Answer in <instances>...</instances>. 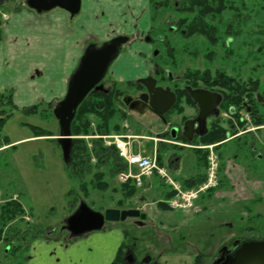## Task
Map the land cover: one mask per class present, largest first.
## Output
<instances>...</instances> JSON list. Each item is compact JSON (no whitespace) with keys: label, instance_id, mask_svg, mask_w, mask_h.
Returning <instances> with one entry per match:
<instances>
[{"label":"rangeland","instance_id":"1","mask_svg":"<svg viewBox=\"0 0 264 264\" xmlns=\"http://www.w3.org/2000/svg\"><path fill=\"white\" fill-rule=\"evenodd\" d=\"M15 1L12 4H16ZM20 1L25 4V0ZM119 1L122 6L111 10L112 20L122 22L129 30V33L125 30L123 33L137 40L133 28H130L135 20L134 0ZM10 3L7 0L0 8V29L4 24L1 13L8 12ZM246 7L249 14L239 27L243 33L235 39L231 57L225 58L222 43L211 48L213 57L206 59V53L211 49L197 37L193 43L176 52L174 63L177 68L188 76H199L200 72L209 69H222L242 80L251 76L253 81L259 82L254 95H260V83L264 77V3L262 0H249ZM224 17L229 20V14H224ZM135 46L137 44L132 46L131 53L139 50ZM129 50L130 46L123 47L120 57ZM246 56L250 57L249 60L245 59ZM150 58L153 64H160L151 54ZM133 60L140 66L134 75L122 73V61L117 59L105 77V82H116L120 96L127 93L124 91L127 82L145 77L152 68L148 60L135 56ZM21 84L22 80H19L14 89L20 90ZM10 85L12 81L5 80L1 86L5 90ZM52 109L53 106L46 104L38 106L36 114H26L14 106L6 109L8 118L1 138L7 137L11 143L21 142L6 145L0 140V264H111L123 244L129 254L134 253L138 262L146 256L145 264H194L196 256H200L201 264H213L218 251L230 248L235 240L250 236L264 239V148L260 122L248 123L247 129L253 138L247 145L250 147L252 144L256 154H263L262 159H257L255 154H248L247 158L243 156L240 150L245 147L238 148L245 142L243 139L222 145L215 153L219 154V173L216 174L219 187L201 196L193 203V208L165 212L160 209V204L173 193L170 188L152 178L149 181L151 185L146 183L143 189L124 190L115 173L110 171V162L97 160L91 150L93 142H99L103 147L100 135L139 137L133 138L134 143H140L142 149L151 155L155 144L152 139L167 140L166 126L161 125L149 111L138 113L119 105L120 121L115 123L120 131L98 134L95 132L97 121L89 116V134L74 136L73 140L84 142L88 159L85 158L84 163L72 172L66 168L61 148L54 141L59 136V129ZM239 116L244 117V112ZM226 120L220 125L228 132ZM29 126L48 131L52 138L26 140L33 136ZM156 144V152L163 165L177 156L170 145L158 141ZM138 148L139 145L135 144V152ZM178 152L180 166L169 174L181 182L193 172V156L188 150ZM99 174L106 184L104 190L95 186ZM81 201L97 213H104L107 209L138 208L146 219L142 226H137L134 219L107 222L101 231L70 239L61 227ZM9 202L18 203L21 210L16 211L18 216H6L5 220L2 212Z\"/></svg>","mask_w":264,"mask_h":264},{"label":"flooded vegetation","instance_id":"2","mask_svg":"<svg viewBox=\"0 0 264 264\" xmlns=\"http://www.w3.org/2000/svg\"><path fill=\"white\" fill-rule=\"evenodd\" d=\"M6 1L0 0V7H3ZM245 1L247 3L249 0H134L135 20L132 32L137 35L138 39L126 36L122 32L98 46L91 45L100 47L116 38H126V43L121 46L118 56L114 59V61L117 59L122 61V65L125 64V68L120 71L126 75H134L135 69L140 67L139 65V67L131 66L130 59L132 57L148 60L152 68L146 72L143 78H150L155 82L154 89L159 88L174 97L170 109L160 115L151 106L147 90L140 82V79L143 78L127 82L124 90L127 93L118 97V103L124 107L121 99L131 97L128 107L125 108L138 113L149 111L161 125L166 126L165 137L172 141L169 147H172L177 153L174 159L165 162L169 171H174L180 166L181 159L178 151L188 150L191 152L193 172L183 181L195 184L203 180L199 185H196L198 187L202 186L207 179L206 169L203 170V167L199 165L205 154L202 149L205 145L202 142L210 137L212 131L224 130L220 124L225 118L228 120L226 121L229 131L225 132V140L215 145V152L218 153L217 148L219 149L232 140L243 139L245 142L238 148L245 147L240 150L244 157L247 158L250 154H255L257 159L263 157V154H256L257 151L251 146L252 144L248 147L247 142L252 140L253 134L247 127L248 123L260 122L262 130L260 136L264 148V77L262 82L260 81V95H254L257 93L256 87L259 82L253 81L251 76L242 80L226 74L227 72L222 69L204 70L200 72L199 76H188L174 63L176 52H180L184 46L193 43V39H197V37L207 43L209 49L224 43V56L226 59L231 57L232 45L235 44V39L243 33L240 32L239 27L246 19V15L249 14ZM224 14H229V20L225 19ZM125 32L129 33L127 26H125ZM248 36H251V33ZM134 44H137L135 47H139V50L131 53ZM126 46H130L129 52H124L120 57L121 49ZM213 53L212 49L207 52L206 59H210V56L212 58ZM148 54H151L154 60L158 59L160 64H153L152 59H148ZM246 58L249 60L250 57L246 56ZM109 69L110 67L108 71ZM138 71L141 72L140 69ZM102 85L107 91L103 94L120 93L116 82L103 81ZM194 91H198L200 104L196 103L190 95ZM225 105H229L226 111L223 110ZM242 111L244 117L239 116ZM204 113L210 114L205 120ZM230 130L234 134H231ZM237 130L240 131L237 133L235 132ZM186 138H191V142H188ZM218 157L219 154H217ZM217 186L219 187V182H217ZM137 220L135 224L141 226ZM62 232L69 234L66 231ZM234 242L230 248H221L218 251L213 264L223 261L228 253L233 251ZM147 259L145 256L138 262L134 253L129 254L128 251H125L123 256L124 264L145 263Z\"/></svg>","mask_w":264,"mask_h":264},{"label":"crops","instance_id":"3","mask_svg":"<svg viewBox=\"0 0 264 264\" xmlns=\"http://www.w3.org/2000/svg\"><path fill=\"white\" fill-rule=\"evenodd\" d=\"M12 1L8 12L1 13L8 18L0 29V94L9 92L12 105L18 109L42 104L54 108L65 96L69 78L86 48L98 46L125 30V25L111 16V10L122 6L119 0H80V10L75 15L60 8L38 13L20 0L16 4ZM133 59L131 66L138 67ZM5 80L12 81L11 88H7L10 91L1 86ZM19 80L22 87L15 90ZM32 139L46 138L32 136L26 140Z\"/></svg>","mask_w":264,"mask_h":264},{"label":"water","instance_id":"4","mask_svg":"<svg viewBox=\"0 0 264 264\" xmlns=\"http://www.w3.org/2000/svg\"><path fill=\"white\" fill-rule=\"evenodd\" d=\"M26 4L28 8L38 13L60 8L75 15L80 10V0H27ZM126 41V38L120 37L100 47H88L69 78L64 98L53 108L52 113L58 123V140L65 164L70 161L71 124L75 113L91 92H107L101 82L105 78L108 68L118 56L119 49ZM140 82L147 90L151 106L160 115L165 114L172 106L174 97L159 88L154 89L155 82L150 78ZM190 95L196 103L200 104L198 91L191 92ZM130 100L131 97H123L121 102L124 107H128ZM209 115V113H204V120ZM186 139L191 142V138ZM145 218L146 216L140 214L138 210L108 209L104 213H97L81 201L73 214L64 220L61 230L68 232L69 238L76 239L92 232L101 231L106 222H123L126 219L144 221ZM216 264H264V239L250 236L235 241L233 251L229 252L223 261Z\"/></svg>","mask_w":264,"mask_h":264},{"label":"trees","instance_id":"5","mask_svg":"<svg viewBox=\"0 0 264 264\" xmlns=\"http://www.w3.org/2000/svg\"><path fill=\"white\" fill-rule=\"evenodd\" d=\"M120 96V93H108L103 94L100 92H91L84 101L81 103V105L78 107L74 119L71 124V134L72 136H86L90 132V123H89V116H92L96 119L97 124L95 128V132L98 134H108L110 132H119L120 128L115 121H120L119 119V112H118V106L120 105L118 103V97ZM12 98L11 94L4 93L0 94V139L5 142L6 145L10 144L9 139L7 137L1 138V131L6 123V120L8 116H6V109L12 108ZM229 108V105H225L223 107V110L226 111ZM240 109V108H239ZM38 110V106L33 107L31 109L22 110L26 114H36ZM29 129L33 133L34 138L39 137H51L52 135L45 130H42L38 127L29 126ZM225 130H214L211 132L210 137H207L202 143L204 145H213L218 144L220 142H223L225 140ZM56 141V140H54ZM59 142V141H58ZM93 154L95 155L97 160H106L107 163L110 165V171L114 172L115 175L124 168L123 164L120 162V160L117 158L115 151L113 150H107L102 147V145L99 142H93V148L91 150ZM87 149L86 145L83 141H73L72 142V149L70 153V161L68 164H66V168L71 170L72 172L75 171L77 166L82 165L84 163V159L87 158ZM159 164L163 165L162 162H160V159L158 158ZM201 165L203 167V170L206 169V154H204L201 158ZM71 174V173H70ZM97 181L95 182V186L99 190L106 189V184H104L101 179L102 175L96 176ZM203 180L199 181L198 183L191 184L190 182H183L182 188L184 190L190 189L196 185H199ZM124 190H133L135 188L130 187L128 185L121 186ZM213 192L215 190H212ZM211 191V193H212ZM126 195V194H125ZM171 196V194H168L166 199H168ZM160 209L163 211L169 210L167 206L163 203L160 204ZM17 210H21L20 205L16 202H9L6 204L3 208V218L6 220V216H9V218L13 216H18V214H15ZM5 216V217H4ZM127 250L126 246L123 244L119 247L117 254L111 264H124L123 256L125 254V251ZM139 264H145V263H139ZM194 264H201V258L200 256H196L194 259Z\"/></svg>","mask_w":264,"mask_h":264},{"label":"built area","instance_id":"6","mask_svg":"<svg viewBox=\"0 0 264 264\" xmlns=\"http://www.w3.org/2000/svg\"><path fill=\"white\" fill-rule=\"evenodd\" d=\"M133 138L134 137L131 138L126 136L100 137V139L104 141L105 146L115 149L118 158L125 164V169L120 171L117 175L118 181L121 184L131 183L136 188H141L145 179L157 177L166 186L171 188L174 193L168 205L175 210L189 209L200 194L217 185V161L211 151V147H208L211 152L208 157L207 179L205 184L195 190L183 191L181 187L170 178L167 171L158 165L155 153L151 157L144 156L142 152L134 153ZM153 142H156V140H153Z\"/></svg>","mask_w":264,"mask_h":264}]
</instances>
